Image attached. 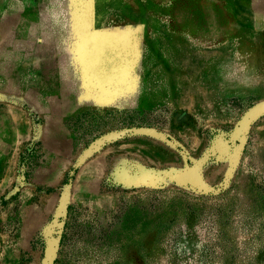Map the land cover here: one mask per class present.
<instances>
[{
  "label": "rangeland",
  "instance_id": "rangeland-1",
  "mask_svg": "<svg viewBox=\"0 0 264 264\" xmlns=\"http://www.w3.org/2000/svg\"><path fill=\"white\" fill-rule=\"evenodd\" d=\"M263 9L0 0V264H264Z\"/></svg>",
  "mask_w": 264,
  "mask_h": 264
},
{
  "label": "crops",
  "instance_id": "crops-1",
  "mask_svg": "<svg viewBox=\"0 0 264 264\" xmlns=\"http://www.w3.org/2000/svg\"><path fill=\"white\" fill-rule=\"evenodd\" d=\"M7 101V100H5ZM20 109L3 104L0 107V193L12 184L14 168L21 148L23 132Z\"/></svg>",
  "mask_w": 264,
  "mask_h": 264
},
{
  "label": "bare ground",
  "instance_id": "bare-ground-1",
  "mask_svg": "<svg viewBox=\"0 0 264 264\" xmlns=\"http://www.w3.org/2000/svg\"><path fill=\"white\" fill-rule=\"evenodd\" d=\"M264 10V9H263Z\"/></svg>",
  "mask_w": 264,
  "mask_h": 264
}]
</instances>
